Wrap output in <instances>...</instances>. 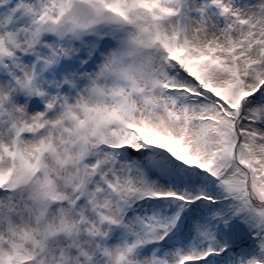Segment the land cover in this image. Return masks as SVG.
Segmentation results:
<instances>
[{
	"label": "snow or ice",
	"instance_id": "obj_1",
	"mask_svg": "<svg viewBox=\"0 0 264 264\" xmlns=\"http://www.w3.org/2000/svg\"><path fill=\"white\" fill-rule=\"evenodd\" d=\"M0 264H264V0H0Z\"/></svg>",
	"mask_w": 264,
	"mask_h": 264
}]
</instances>
